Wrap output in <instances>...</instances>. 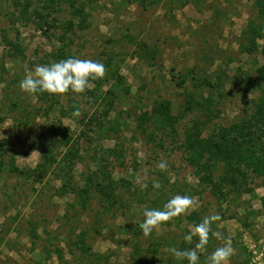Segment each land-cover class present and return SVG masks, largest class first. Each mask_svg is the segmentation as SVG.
<instances>
[{
	"label": "rangeland",
	"instance_id": "374dc122",
	"mask_svg": "<svg viewBox=\"0 0 264 264\" xmlns=\"http://www.w3.org/2000/svg\"><path fill=\"white\" fill-rule=\"evenodd\" d=\"M16 1L0 0V264H188L168 249L197 243V237L183 240L193 226L185 216L194 210L200 219L220 217L198 264L224 244L223 237H231L233 248L226 264H264L261 178L250 179V192L217 200L199 187L177 146L191 122L205 117L197 102L206 97L214 115L203 134L252 111L264 30L254 48H245L252 47L249 25L260 22L261 0H73L80 13L69 0H19L27 4L28 21ZM35 9L46 17L34 15ZM64 50L101 63L100 85L89 81L82 93L48 94L43 100L21 91L25 65L60 60ZM113 72L124 77L122 84ZM186 98L192 109L184 112ZM160 99L169 100L179 117L177 132L147 127L149 138L137 119ZM61 126L70 136L67 145L61 144ZM44 148L56 161L40 169ZM70 148L73 163L62 159ZM12 160L29 174L12 172ZM161 160L164 170L156 167ZM102 171L115 182L112 206L93 186L103 180ZM154 182L165 189L154 188ZM178 188L196 190L182 193L193 205L143 235L138 224L144 209L162 207L179 195Z\"/></svg>",
	"mask_w": 264,
	"mask_h": 264
},
{
	"label": "trees",
	"instance_id": "16d2710c",
	"mask_svg": "<svg viewBox=\"0 0 264 264\" xmlns=\"http://www.w3.org/2000/svg\"><path fill=\"white\" fill-rule=\"evenodd\" d=\"M156 1L150 0L153 3ZM69 2L76 13L81 12V7H75L73 0H69ZM258 3L260 4V8L258 9L260 11V22L252 26L249 25V29L252 31V37L250 38L252 47L247 46L245 49L248 51L255 47L256 38L263 35L260 32L264 30V0L258 1ZM16 5H21L22 16L26 21L31 19L27 12V4L22 5L17 0ZM34 15H41V19L46 17V14L43 15L36 9L34 10ZM84 15L86 14L84 13ZM53 19L55 21L57 18L55 17ZM43 22L46 23V21ZM80 23H82V18ZM70 25L68 23V28H71ZM47 27H51V25L49 23L47 25L46 23ZM42 31L46 32L44 29ZM59 39L62 45H64L63 37L59 36ZM13 49L14 51H18V47L15 45ZM14 51L10 55H14ZM260 52L264 58V43L260 48ZM59 56L65 59L72 56V54H67L64 50L63 52L60 51ZM111 76L115 79L116 84H122L124 82V77L118 75L117 72H113ZM256 78L259 81V95L248 117H242L228 125L214 126L207 134H203L207 122L211 121V117L214 115L211 108H209L211 98L206 97L204 103L197 102V104L203 106L205 117L203 119H194L184 130L183 137L177 145L184 153L186 164L192 168L194 175H196L199 187L208 189V192L217 200H226L230 193L238 195L243 192H250L252 187L249 186V181L254 177L261 178V186L264 189V61L256 68ZM90 81L94 82L97 86L100 85V78ZM36 95L43 100L47 97L48 93H36ZM186 97L190 98L192 94H188ZM109 103L111 104L110 101ZM191 105V100H186L184 112L191 110ZM178 120L179 117L171 111V102L167 99H160L152 103L148 113L142 112L139 114L137 126L142 134H149V138H151L153 133L146 132L147 127L152 128L156 132L175 134L177 132L176 124ZM148 122L152 123L150 127ZM61 127L63 136L61 144L67 145L69 144L70 136L67 135L66 129L63 126ZM52 139L53 142L56 141L55 137H52ZM67 150L63 152L62 159L67 160V162H72L75 154L71 151V148ZM48 153L50 152L46 148L42 150L40 169H45L55 163V157L49 156ZM9 167L16 174L28 175L30 172V170L24 171L22 168L16 166L13 160ZM102 174L103 180H97V183L93 186L97 187L103 201L108 202V205L112 206L116 198L115 182L110 178L109 173L107 174L102 171ZM159 188L162 191L165 189L163 188V182H159ZM195 191V189L192 191L186 190L184 193L194 194ZM176 193L182 195L183 190L178 188ZM88 195L89 193L87 192L86 196L81 197V206H85ZM185 217L192 225L199 223L201 220L199 218V211L197 210L191 211ZM78 238L83 243L82 236L79 235ZM183 243L185 242L183 241ZM55 254L58 260L63 262L62 250L56 249ZM184 261H187V259H184Z\"/></svg>",
	"mask_w": 264,
	"mask_h": 264
},
{
	"label": "clouds",
	"instance_id": "9594fccd",
	"mask_svg": "<svg viewBox=\"0 0 264 264\" xmlns=\"http://www.w3.org/2000/svg\"><path fill=\"white\" fill-rule=\"evenodd\" d=\"M104 66L98 61L80 59L69 56L48 64L34 65L31 69L25 65V75L19 81L21 91L28 94L48 93L64 94L66 92L82 93L90 80H95L104 75ZM158 169L164 170L167 164L161 160L157 163ZM145 185H141L144 187ZM154 188H159V183L154 182ZM193 205V200L188 195H174L162 207L144 209L142 221L138 227L143 235H149L160 223L186 212ZM218 214L203 217L199 223L194 224L184 234L183 240L191 242L197 237V243L190 249H177L170 247L168 251L176 258L187 259L188 264H198L199 253L205 251L208 243L209 232L214 221L219 220ZM212 236L221 238L219 231H212ZM224 244L215 248L205 257L204 264H226L233 254L231 237H223Z\"/></svg>",
	"mask_w": 264,
	"mask_h": 264
}]
</instances>
